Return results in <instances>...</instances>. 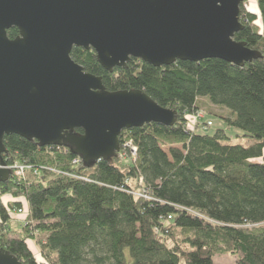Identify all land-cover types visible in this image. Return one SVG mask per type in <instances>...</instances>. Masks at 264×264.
<instances>
[{
	"label": "trees",
	"instance_id": "trees-1",
	"mask_svg": "<svg viewBox=\"0 0 264 264\" xmlns=\"http://www.w3.org/2000/svg\"><path fill=\"white\" fill-rule=\"evenodd\" d=\"M247 1L234 38L260 56L242 66L209 58L157 67L131 58L109 71L93 49L73 48V60L107 91H144L176 110L177 121L125 129L116 156L91 162L69 146L5 136L6 163L33 169L0 183V249L24 264H214L219 254L264 264V0H256L261 25ZM19 34L8 30L11 39ZM203 99L230 115L203 111ZM189 117H198L194 127ZM213 117L225 127L211 131ZM231 128L255 143H232ZM127 155L133 162H124ZM5 194L13 200L5 203ZM21 196L29 213L15 227Z\"/></svg>",
	"mask_w": 264,
	"mask_h": 264
},
{
	"label": "water",
	"instance_id": "water-1",
	"mask_svg": "<svg viewBox=\"0 0 264 264\" xmlns=\"http://www.w3.org/2000/svg\"><path fill=\"white\" fill-rule=\"evenodd\" d=\"M243 0H0V183L11 178L5 136L65 145L84 161L109 160L125 129L173 126L178 112L141 90L110 92L73 60L93 49L111 71L131 58L153 66L260 54L235 40ZM17 28L11 39L8 30ZM81 130V132H76ZM0 264H24L0 249Z\"/></svg>",
	"mask_w": 264,
	"mask_h": 264
},
{
	"label": "rangeland",
	"instance_id": "rangeland-1",
	"mask_svg": "<svg viewBox=\"0 0 264 264\" xmlns=\"http://www.w3.org/2000/svg\"><path fill=\"white\" fill-rule=\"evenodd\" d=\"M246 4L248 6V1ZM209 103L210 102H208L207 99H203V101L201 103L203 111L207 112L210 110L214 114H224L227 116L230 115L229 111H227L226 109L210 105ZM213 118H214V126L211 128V131L216 129V128L225 127L222 120H220L219 118H216V117H213ZM188 123H189L190 127H194V125L196 123V117H189ZM229 134L232 138L231 139L232 143H240V144H243L245 146H249V145H252L255 143V140L252 138L240 136L243 134V132L238 130V129H234V128L229 129ZM237 135H239V136H237ZM132 155H130V156L134 157L135 154L132 152ZM124 162L130 163V162H133V160L130 159L128 156L127 158H125ZM13 198L14 197L11 194H5L2 196V199L5 203H8L9 201L13 200ZM17 200L20 203H22V201L24 202L25 199L23 198V196H21ZM12 217H13V225L15 227H20L25 222H27V217H26V214H24V213L18 214V213H16V211H14ZM30 230L32 231V229H30ZM31 231H29L30 232L29 235L31 234ZM29 242H30V247L34 250V252L37 255L40 254L41 245H40L39 237H36V236L34 237L31 234V237L29 238ZM233 262H234V258L230 254H219L214 259V264H233Z\"/></svg>",
	"mask_w": 264,
	"mask_h": 264
},
{
	"label": "built area",
	"instance_id": "built-area-1",
	"mask_svg": "<svg viewBox=\"0 0 264 264\" xmlns=\"http://www.w3.org/2000/svg\"><path fill=\"white\" fill-rule=\"evenodd\" d=\"M198 116L201 117L203 115L198 113ZM197 119H198V117H196V120ZM129 145H130V143H129ZM131 148H132V152L135 154L136 148L135 147H131ZM78 161H79V159L74 160V162H78ZM6 168H9L16 177L21 178V179H26L27 175L29 173H31L32 169H33L30 164H28L26 162H19V161L15 162L13 164H7ZM22 203H23L22 207L18 208L16 210V213H18V214L24 213V214H26V217H27V215L29 213V204H28L27 200H24V202L22 201ZM33 233H34V237L37 236V231H34ZM46 264H48V263H46Z\"/></svg>",
	"mask_w": 264,
	"mask_h": 264
},
{
	"label": "crops",
	"instance_id": "crops-1",
	"mask_svg": "<svg viewBox=\"0 0 264 264\" xmlns=\"http://www.w3.org/2000/svg\"><path fill=\"white\" fill-rule=\"evenodd\" d=\"M248 9L250 12H252L258 16L257 22L259 23V25H261L262 22H261V17H260V12H259L257 1L256 0H248ZM29 245H30V242H29Z\"/></svg>",
	"mask_w": 264,
	"mask_h": 264
}]
</instances>
